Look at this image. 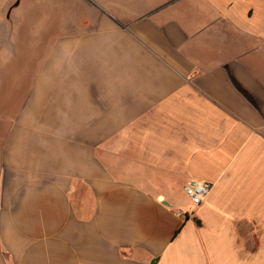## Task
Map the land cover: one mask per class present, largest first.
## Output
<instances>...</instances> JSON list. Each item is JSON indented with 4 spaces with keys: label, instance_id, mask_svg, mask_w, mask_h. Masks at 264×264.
Here are the masks:
<instances>
[{
    "label": "crops",
    "instance_id": "crops-1",
    "mask_svg": "<svg viewBox=\"0 0 264 264\" xmlns=\"http://www.w3.org/2000/svg\"><path fill=\"white\" fill-rule=\"evenodd\" d=\"M0 264H264V0H0Z\"/></svg>",
    "mask_w": 264,
    "mask_h": 264
},
{
    "label": "built area",
    "instance_id": "built-area-1",
    "mask_svg": "<svg viewBox=\"0 0 264 264\" xmlns=\"http://www.w3.org/2000/svg\"><path fill=\"white\" fill-rule=\"evenodd\" d=\"M210 190V184L197 180H189L183 187L184 195L193 206L200 205L206 199Z\"/></svg>",
    "mask_w": 264,
    "mask_h": 264
},
{
    "label": "rangeland",
    "instance_id": "rangeland-1",
    "mask_svg": "<svg viewBox=\"0 0 264 264\" xmlns=\"http://www.w3.org/2000/svg\"><path fill=\"white\" fill-rule=\"evenodd\" d=\"M183 201H184V202H183ZM183 201H182V203H184V204H185V202H186V201H185L184 199H183Z\"/></svg>",
    "mask_w": 264,
    "mask_h": 264
}]
</instances>
